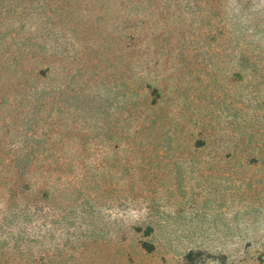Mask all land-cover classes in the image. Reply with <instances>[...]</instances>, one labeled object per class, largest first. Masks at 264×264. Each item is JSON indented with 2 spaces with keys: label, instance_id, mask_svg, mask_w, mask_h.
I'll list each match as a JSON object with an SVG mask.
<instances>
[{
  "label": "rangeland",
  "instance_id": "374dc122",
  "mask_svg": "<svg viewBox=\"0 0 264 264\" xmlns=\"http://www.w3.org/2000/svg\"><path fill=\"white\" fill-rule=\"evenodd\" d=\"M0 264H264V0H0Z\"/></svg>",
  "mask_w": 264,
  "mask_h": 264
}]
</instances>
